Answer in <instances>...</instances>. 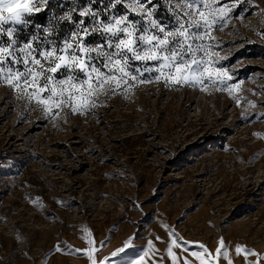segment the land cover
<instances>
[{"label":"rangeland","instance_id":"rangeland-1","mask_svg":"<svg viewBox=\"0 0 264 264\" xmlns=\"http://www.w3.org/2000/svg\"><path fill=\"white\" fill-rule=\"evenodd\" d=\"M111 2L32 0L27 23L5 25L0 46L10 39L17 50L28 41L37 51L62 45L81 19L91 30L92 15L81 11L104 22L128 11ZM227 3L211 42L216 66L231 77L222 78L238 87L166 85L144 72L153 82L101 90L86 113L65 107L53 118L28 98L31 88L0 83V264H91L85 248L98 250L97 264H131L146 251L144 264H172L171 239L213 254L223 240L227 255L218 264H264V0ZM179 4L147 7L172 28L169 8L180 11ZM85 42L103 38L93 32ZM173 251L177 264L193 259Z\"/></svg>","mask_w":264,"mask_h":264},{"label":"snow or ice","instance_id":"snow-or-ice-1","mask_svg":"<svg viewBox=\"0 0 264 264\" xmlns=\"http://www.w3.org/2000/svg\"><path fill=\"white\" fill-rule=\"evenodd\" d=\"M31 2L0 0V34L5 32V25L27 23L25 16L33 12ZM149 3L151 0H112L111 8L125 4L128 11L122 15L113 13L107 22L96 19L99 15L96 12L81 11V17L92 15L91 30L81 19L78 22L80 28L62 45H53L43 51H37L32 41L17 50L16 41L10 39L7 46H0V83H7L21 91L31 88V91H26L28 98L42 105L43 110L53 118L65 107L72 113H86L90 107H95V96L101 90L115 94L118 90L130 89L137 82H153L144 78V72L158 73L153 79L159 81L163 77L166 85L196 86L208 81L222 88L238 87V84L228 85L222 78L227 76L231 79L227 71L216 66L218 60L214 58L218 54L213 51L215 45L211 42L215 40L211 32L215 27L222 26L230 11L227 0H180V11L169 8L174 18L172 28L154 17V9L147 7ZM133 14L140 16V19H130ZM15 31V27L7 28V36L12 38ZM93 32L103 38V43L94 46L86 44L87 37ZM98 61L102 63L98 64ZM133 62L145 67H137L134 73L131 70ZM18 64H23V71L10 66L6 68V65ZM150 64L152 66L148 67ZM64 73L57 78L58 74ZM88 235L91 236V233ZM169 235L174 236L175 233ZM187 243L171 239L167 255L172 258V264H177L179 259L173 249L188 253L190 250L185 247ZM88 244H93V241L88 240ZM133 244L134 238L125 244V248H131ZM195 248L197 250L190 251L193 259L185 258L182 264H195L196 261L198 264H218L227 255L223 240L214 254L203 244H196ZM153 249L154 244L149 241L148 250ZM124 250L119 249L121 252ZM97 251L96 248L83 250L91 264H97L94 258ZM241 251L237 246L236 253ZM148 254V251L144 252L131 264H144Z\"/></svg>","mask_w":264,"mask_h":264}]
</instances>
